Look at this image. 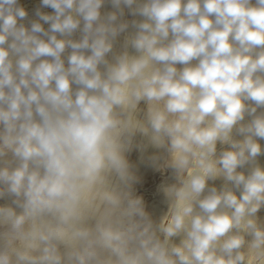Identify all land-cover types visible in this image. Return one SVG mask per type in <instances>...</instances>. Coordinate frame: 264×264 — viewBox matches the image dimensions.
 I'll list each match as a JSON object with an SVG mask.
<instances>
[{"label":"clouds","instance_id":"9594fccd","mask_svg":"<svg viewBox=\"0 0 264 264\" xmlns=\"http://www.w3.org/2000/svg\"><path fill=\"white\" fill-rule=\"evenodd\" d=\"M0 264H264V0H0Z\"/></svg>","mask_w":264,"mask_h":264}]
</instances>
